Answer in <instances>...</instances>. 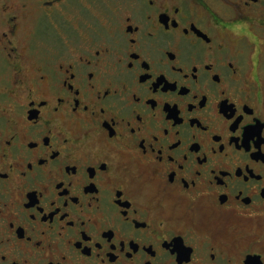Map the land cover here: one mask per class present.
Wrapping results in <instances>:
<instances>
[{
    "label": "flooded vegetation",
    "instance_id": "flooded-vegetation-1",
    "mask_svg": "<svg viewBox=\"0 0 264 264\" xmlns=\"http://www.w3.org/2000/svg\"><path fill=\"white\" fill-rule=\"evenodd\" d=\"M0 264H264V0H0Z\"/></svg>",
    "mask_w": 264,
    "mask_h": 264
}]
</instances>
